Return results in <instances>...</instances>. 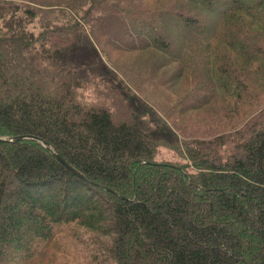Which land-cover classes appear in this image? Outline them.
<instances>
[{
	"label": "trees",
	"instance_id": "16d2710c",
	"mask_svg": "<svg viewBox=\"0 0 264 264\" xmlns=\"http://www.w3.org/2000/svg\"><path fill=\"white\" fill-rule=\"evenodd\" d=\"M147 1L0 0V138L38 139L0 141V264H64L70 224L93 264H264V0ZM82 34L182 65L202 48L226 105L201 129L173 122L174 146L87 108L60 55ZM163 144L176 162L155 161Z\"/></svg>",
	"mask_w": 264,
	"mask_h": 264
},
{
	"label": "rangeland",
	"instance_id": "374dc122",
	"mask_svg": "<svg viewBox=\"0 0 264 264\" xmlns=\"http://www.w3.org/2000/svg\"><path fill=\"white\" fill-rule=\"evenodd\" d=\"M146 3L153 6L158 0ZM42 16L40 20L45 21ZM29 28L34 30V21ZM111 37V41H116L117 37ZM102 47L96 48L90 37L82 34L75 44L60 53L63 60L78 66L76 83L80 87L76 94L87 108L104 107L120 121L136 120L147 134L166 139L174 146L182 138L173 122L187 126V133L201 129L202 123L211 121L214 109L226 105L213 95L216 91L212 88L211 60L203 55L202 48H196L195 53L186 52L189 60L183 64L185 67L154 49L116 52L110 46ZM133 48L141 49L136 40L129 41V49ZM172 53H176L175 48ZM179 158L170 145L163 144L158 147L155 161L176 162ZM71 228L74 230V224L61 226L56 234V247L66 250V255H62L66 258L64 264H93L87 256L88 247L93 248L90 232L77 226L76 234Z\"/></svg>",
	"mask_w": 264,
	"mask_h": 264
},
{
	"label": "water",
	"instance_id": "95a60500",
	"mask_svg": "<svg viewBox=\"0 0 264 264\" xmlns=\"http://www.w3.org/2000/svg\"><path fill=\"white\" fill-rule=\"evenodd\" d=\"M27 138H32V139H36L38 140L36 137H33V136H16V137H11V138H7V139H1L0 138V141H4V142H16V141H20V140H23V139H27ZM54 157L59 161L61 162L62 164H64L69 170H71L74 174L79 175L78 172H76L75 170H73L70 166H68L63 160L62 158L58 155V154H55L54 153Z\"/></svg>",
	"mask_w": 264,
	"mask_h": 264
}]
</instances>
